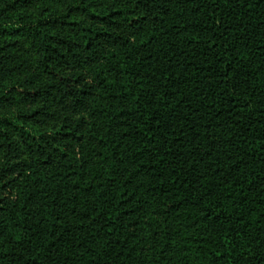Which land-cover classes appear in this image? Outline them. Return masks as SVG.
I'll return each instance as SVG.
<instances>
[{"label":"trees","instance_id":"obj_1","mask_svg":"<svg viewBox=\"0 0 264 264\" xmlns=\"http://www.w3.org/2000/svg\"><path fill=\"white\" fill-rule=\"evenodd\" d=\"M0 264H264V0H0Z\"/></svg>","mask_w":264,"mask_h":264}]
</instances>
